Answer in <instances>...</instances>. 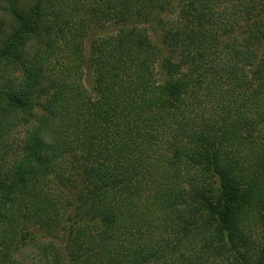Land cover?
<instances>
[{
	"label": "trees",
	"instance_id": "16d2710c",
	"mask_svg": "<svg viewBox=\"0 0 264 264\" xmlns=\"http://www.w3.org/2000/svg\"><path fill=\"white\" fill-rule=\"evenodd\" d=\"M0 264H264V0H0Z\"/></svg>",
	"mask_w": 264,
	"mask_h": 264
},
{
	"label": "rangeland",
	"instance_id": "374dc122",
	"mask_svg": "<svg viewBox=\"0 0 264 264\" xmlns=\"http://www.w3.org/2000/svg\"><path fill=\"white\" fill-rule=\"evenodd\" d=\"M95 37H96V35H91V36H89V39H88L86 42L88 43L89 40L91 41V40H93Z\"/></svg>",
	"mask_w": 264,
	"mask_h": 264
}]
</instances>
